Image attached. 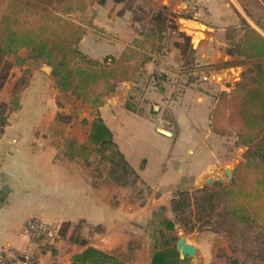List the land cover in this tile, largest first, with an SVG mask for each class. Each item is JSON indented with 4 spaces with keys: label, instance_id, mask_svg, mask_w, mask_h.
<instances>
[{
    "label": "crops",
    "instance_id": "0c3cea01",
    "mask_svg": "<svg viewBox=\"0 0 264 264\" xmlns=\"http://www.w3.org/2000/svg\"><path fill=\"white\" fill-rule=\"evenodd\" d=\"M141 1L146 4L143 16L150 23L145 32L136 17L142 7L133 6L132 11L121 8L126 1L93 2L86 14L92 9L95 16H103L101 29L108 39L93 36L94 29L84 26L79 45L92 39L107 50L104 54L114 58L131 48L133 71L139 68L145 75L149 71L147 80L152 83L145 84L140 95L159 104L145 110L133 101V146L111 130L116 129V112L108 117L113 128L107 117L100 118L133 170V194L141 189L153 196L131 206L109 172H90L84 160L78 163L80 159L67 156L66 139L53 135L64 128L56 117L70 92L60 91L50 67L36 63L25 56L27 49L20 48L10 54L16 57L8 68L0 67V105L5 117L0 134V255L22 254L31 247L25 232L30 219L54 225L83 222L95 226L123 219L131 223L147 219L149 224L159 208L171 212L179 194H186L190 202L197 190L212 188L217 182L227 189L232 178H226L224 170L230 169L233 177L245 161L248 148L238 142L236 128L228 127L225 135L216 134L212 114L220 94L229 97L236 84L255 74V64L264 70V0ZM95 16L93 26L98 20ZM132 23L133 46L125 37L131 34ZM147 31L161 39L147 41ZM138 78L133 76V91L138 90ZM137 98L133 95V100ZM104 105L110 108L113 103L102 98L97 105L100 113ZM87 139H78V143ZM222 173L226 185L222 180L203 184L208 178L222 179ZM199 230L183 235L196 253L182 264H231L234 260L237 264H264L261 253L256 262L239 261L223 232H214L208 225ZM37 253L38 264H71L75 254H62L51 247ZM150 256L151 252L147 264Z\"/></svg>",
    "mask_w": 264,
    "mask_h": 264
},
{
    "label": "trees",
    "instance_id": "16d2710c",
    "mask_svg": "<svg viewBox=\"0 0 264 264\" xmlns=\"http://www.w3.org/2000/svg\"><path fill=\"white\" fill-rule=\"evenodd\" d=\"M124 1L112 0L115 4ZM93 2L104 5L106 0H0V57L15 54L20 48L27 49L30 59L42 60L50 67L60 91L70 92L83 101H88L87 96L93 89L102 85L105 91L89 101L98 105L103 94L114 91L117 84L128 81L129 77L124 67L117 70L114 57L104 58L99 64L78 49L85 35L84 26L93 18L89 16L85 21L81 17L87 15ZM1 58L0 67L4 62ZM253 70L255 74L236 84L229 97L220 94L219 105L212 114L216 134L225 135L228 127L236 128L238 142L248 148L245 161L237 166L227 189L220 188L219 182L212 188L204 187L193 194L192 203L186 194H179L171 204V212L180 217L191 204L201 212L208 211L203 224L214 232H223L233 254L241 253L245 260L256 262L260 253L264 260V70L260 64H255ZM2 109L0 105V134L5 124ZM87 144L96 147L98 152L112 150L111 164L125 174H133L100 117L92 121ZM110 176L119 179L112 168ZM218 206L220 210L216 211ZM165 211L159 208L153 212L148 224L151 247L148 264H182L185 261L179 258L175 248V222ZM213 215L217 217L215 223L211 220ZM64 225L69 227L73 223ZM51 226L56 232L57 225ZM61 237H65L64 233ZM72 243H78L82 249L72 256L71 264H127L119 260L117 253L98 249L87 240L78 242L75 239ZM49 245L47 240L39 246L40 251ZM7 255H0V263L7 260ZM237 263L234 260L231 264Z\"/></svg>",
    "mask_w": 264,
    "mask_h": 264
},
{
    "label": "rangeland",
    "instance_id": "374dc122",
    "mask_svg": "<svg viewBox=\"0 0 264 264\" xmlns=\"http://www.w3.org/2000/svg\"><path fill=\"white\" fill-rule=\"evenodd\" d=\"M133 6H135L136 9L138 8L137 6L142 7V9H137L141 13L138 12L139 17H136L138 20H141L143 22V31L145 32L148 25L150 24L147 16H143V13L146 12L144 11L146 10L144 9L146 8V4L145 2L142 3L141 0H126L121 8L131 9L133 11ZM113 10L118 9H112L111 11ZM89 16H95L92 9L85 17L81 18L86 21ZM95 17V19L98 20L97 23L94 24V26L91 25V22L86 24L85 26H87L89 29L92 27L91 30L94 29L93 36H97V38L103 37L105 39H108V35L102 32L103 29H101L103 28V16L101 14H98V16ZM156 22L157 26L160 27L161 19H157ZM145 34L147 35L145 36V38L149 42H157L159 38L161 39L159 35L156 36L155 34H151L149 31H147ZM125 37L126 40H128L133 46V23L131 26V34H126ZM78 49L87 58L94 60L99 64L103 63L104 58L114 57V55H107V50H102L100 45L97 46L93 43L92 39L89 38H87L84 43H82V46L81 44L78 45ZM21 54L24 55L25 51H23V53ZM27 54L28 51L26 50L25 56ZM15 57L10 54L4 56L3 58L0 57L2 61L4 60V64L2 65H4L5 68H8L9 64L15 60ZM32 60L36 63H43L42 60ZM115 60L117 61V70L120 71L124 67L127 70L129 80L117 84L116 87L118 88L116 91L114 90L115 92H107L103 94V96H101V99L103 98L109 104L110 102L111 104L113 103V105H111L110 108L105 105L102 106L100 108V113L98 106L95 104L92 105V103L89 102L93 99L94 95L105 91V87H103L102 85L93 89V91L87 96L88 101H83L81 97H76L72 93H68L67 95L65 94L63 100L65 102L64 106L67 110L64 109L65 107L62 108V110L57 114L56 117L57 122L65 125L64 128L58 129V132L53 136H57L58 138L61 137L63 139L65 138L66 144H64V148H66L67 156H72L80 159L78 163H81V160H84L83 165L89 168L90 172H110L112 168L115 172V175L119 177V179L115 181L119 183L120 188L127 196L129 200L128 204L131 206H134V204L141 205L147 202L148 198L152 197L153 194H151L150 192L145 193L141 189H138V187L137 192L133 194V174H125L117 166H113L111 164V162L109 161V156L111 155V152H113L112 150L108 149L105 152H98L95 149L96 147L88 145L87 142L83 144L78 143V139H86V137L88 136V131H90V125L92 124L94 118H99L101 117V115H103L104 117H107V121H109L110 123L108 117L111 114H115L116 112V115L113 116H116L117 118L115 119L117 121L115 124L116 129L111 130H115L118 139L125 140L127 141V145L133 146L132 120L134 102H140V106L145 110H148V106L151 107V105L159 104L158 100L145 99L142 97L143 94L140 95L144 92L143 90L145 88V84H149L150 82L147 80V78L149 79V77H147V75H149V71H146L147 75H145L144 72L142 74L139 73V68L136 69L137 71H133V49L126 48L118 52L117 54H115ZM134 68H136V66ZM136 75L139 76V85H137L139 87L137 91H133V76ZM133 95L135 97H138L137 100H133ZM5 113L7 114L8 112L5 111ZM109 125L113 128V125L111 123ZM227 137H230V135H227ZM86 158L89 159L88 163L86 162ZM221 175L224 177H222V183L226 185L227 179L225 178L223 173ZM191 201L192 198L190 202ZM214 201L218 202L216 199ZM135 207H137V205H135ZM218 210H220L219 206L216 208V211ZM206 212L208 211L201 212L199 209H196V207L193 206V208L191 207L184 211V213L180 217L174 216L169 211V209H166L165 214L172 218L175 222L174 235L176 236L177 240L178 237L192 233L193 231H200V228L202 229V227L207 226V224H203L204 220L207 219ZM146 220L147 219H139L132 221L131 223V220L125 222V219H123V221H116L115 223L111 224L95 226L85 223L81 224V222L73 223V226L69 227H65L64 223L56 224L57 230L55 232V240L53 242H50L49 247H51L53 250H56L57 252H61L62 254H74L80 251L82 247H80L78 243H72V241L75 239H77L78 242H80L81 240H87L88 243L92 246L103 248L105 251L107 250L106 252L109 253H117L119 260H123L127 264H147L149 252H151V247L149 241V225ZM211 220L215 223L217 217L213 215ZM63 233L65 236L64 238L61 237V234ZM8 255L16 257L17 254L11 253ZM235 256L238 257L239 261L245 259V257L241 253H237L235 254Z\"/></svg>",
    "mask_w": 264,
    "mask_h": 264
},
{
    "label": "built area",
    "instance_id": "2783aa9c",
    "mask_svg": "<svg viewBox=\"0 0 264 264\" xmlns=\"http://www.w3.org/2000/svg\"><path fill=\"white\" fill-rule=\"evenodd\" d=\"M51 225L39 219L28 220L25 232L30 238L31 247L20 254V257L7 255V260L0 264H38L39 246L44 245L47 240L53 242L55 237V231L52 230Z\"/></svg>",
    "mask_w": 264,
    "mask_h": 264
},
{
    "label": "water",
    "instance_id": "95a60500",
    "mask_svg": "<svg viewBox=\"0 0 264 264\" xmlns=\"http://www.w3.org/2000/svg\"><path fill=\"white\" fill-rule=\"evenodd\" d=\"M224 174L226 178L230 179L232 178V172L230 169H225ZM214 180H222L221 178H208L203 184L204 185H210L213 183ZM175 248L179 252V258L181 260H184L185 258H194L196 249L188 244L183 236H181L176 242H175Z\"/></svg>",
    "mask_w": 264,
    "mask_h": 264
}]
</instances>
